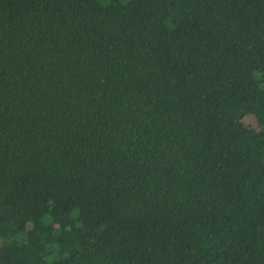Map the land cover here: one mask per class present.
Returning a JSON list of instances; mask_svg holds the SVG:
<instances>
[{"label":"trees","instance_id":"obj_1","mask_svg":"<svg viewBox=\"0 0 264 264\" xmlns=\"http://www.w3.org/2000/svg\"><path fill=\"white\" fill-rule=\"evenodd\" d=\"M0 264H264V0H0Z\"/></svg>","mask_w":264,"mask_h":264}]
</instances>
